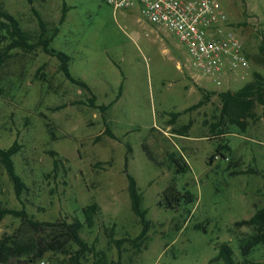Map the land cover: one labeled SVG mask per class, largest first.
I'll list each match as a JSON object with an SVG mask.
<instances>
[{
	"label": "rangeland",
	"instance_id": "obj_1",
	"mask_svg": "<svg viewBox=\"0 0 264 264\" xmlns=\"http://www.w3.org/2000/svg\"><path fill=\"white\" fill-rule=\"evenodd\" d=\"M217 1L250 62L245 79L230 77L221 86L192 65L171 32L154 27L137 11L114 10L105 0H32L48 27L57 24L63 2L71 6L51 46L71 57L70 73L88 85L95 104L109 105L104 115L89 106L86 90L65 78L55 57L40 48L11 47L12 37L0 25V149L15 140L20 145L12 160L27 187L21 198L33 218L81 219L83 206L98 203L94 227L82 232L93 249L80 258L82 264H224L213 260L221 244L229 245L235 263L241 264L239 247L260 229L235 223L264 208L259 192L264 105L253 109L255 118L243 132L222 124L220 101L212 92L237 90L254 71L264 76V65L254 62L264 42V0ZM30 7L28 0H0L2 11L37 32ZM204 95L208 98L200 103ZM104 120L115 138L105 133ZM215 123L219 127L212 131ZM218 144L231 150L217 152ZM143 145L160 164L148 159ZM49 150L63 160L58 172H52ZM172 154L185 161L187 172L175 173ZM125 159L150 222L139 250L129 241L141 226L130 208ZM230 160L257 173L231 175ZM169 184L190 192L194 201L175 211L160 207ZM0 203L22 207L1 163ZM19 226L18 218L5 216L0 239ZM122 238L128 241L117 246L114 240ZM75 250L46 252L35 262L21 259L18 264H77ZM248 259L264 264V245L255 246Z\"/></svg>",
	"mask_w": 264,
	"mask_h": 264
},
{
	"label": "trees",
	"instance_id": "obj_2",
	"mask_svg": "<svg viewBox=\"0 0 264 264\" xmlns=\"http://www.w3.org/2000/svg\"><path fill=\"white\" fill-rule=\"evenodd\" d=\"M31 5L30 9L38 21L39 29L37 32L25 30L22 28L16 18L0 9V25L7 28L12 40L11 47H19L23 50L30 51L35 48H40L45 54L55 57L59 61V69L67 80L71 83L86 90L90 97L88 98L89 106L99 109L104 115L109 105H96V96L92 94L88 85L81 79L75 78L69 71V62L71 57L64 51L57 50L51 46L53 38L58 34L60 25L66 18L68 7L66 2H63L61 13L58 22L53 27H48L40 16V13L32 6V0H28ZM255 64L264 65V42L259 46V54L254 59ZM121 88V87H120ZM220 101V116L222 124L235 125L240 131H246L249 126V119L255 118L253 109L257 105H264V76L259 72L254 71L252 78L245 82L237 90L213 91ZM208 98L204 95L200 103ZM105 133L115 138L109 126L105 122ZM218 126V123L212 125L213 131ZM222 134V132H220ZM144 153L148 159L154 164H160L154 157L147 146L143 145ZM20 145L15 140L5 149H0V163L4 167L9 180L11 181L17 200L21 203V208H12L4 206L0 203V222L5 216H12L20 220V226L11 236H4L0 239V264H18L31 260L35 262L41 259L46 252L69 253L70 248L75 247L73 259L77 264H82L79 260L89 249L87 242L82 237V232L85 229H92L95 225L97 216L100 213V206L97 202L91 203L81 208L82 218L76 215H66L55 221H40L29 215L22 200V194L27 190V187L21 177L15 170L12 157L19 151ZM221 149L231 150L226 144H218L217 152ZM130 147L127 148V153L130 152ZM52 157V172H58L62 166L63 160L58 154L53 151H47ZM221 156L224 157L223 154ZM174 171L177 174L185 173L188 170V165L182 158H176L171 155ZM239 164L236 161L230 160L228 169L231 175L240 173H255L253 168L245 170L238 168ZM127 179V193L130 200V208L141 226L139 235L129 240L137 250L143 245L146 240L150 222L147 218V210L142 206V193L137 185L135 177L127 170L125 159L124 170ZM257 173V172H256ZM264 195V183L259 189ZM193 195L190 192L182 193L173 184H169L161 193L158 205L166 210H177L186 204L193 202ZM236 226L248 225L252 227H260L255 235H252L240 247V254L243 257L241 264H249V256L257 245H264V208L256 210L255 213L248 219H243L235 223ZM128 239L122 238L114 240L119 246L122 242ZM234 252L227 244H221L218 249V254L213 260H222L224 264H236L234 261Z\"/></svg>",
	"mask_w": 264,
	"mask_h": 264
},
{
	"label": "built area",
	"instance_id": "obj_3",
	"mask_svg": "<svg viewBox=\"0 0 264 264\" xmlns=\"http://www.w3.org/2000/svg\"><path fill=\"white\" fill-rule=\"evenodd\" d=\"M114 10L137 11L154 27L165 28L185 47L192 65L216 86L230 77L243 80L249 59L217 0H105ZM140 18V19H141ZM39 264H47L41 260Z\"/></svg>",
	"mask_w": 264,
	"mask_h": 264
},
{
	"label": "crops",
	"instance_id": "obj_4",
	"mask_svg": "<svg viewBox=\"0 0 264 264\" xmlns=\"http://www.w3.org/2000/svg\"><path fill=\"white\" fill-rule=\"evenodd\" d=\"M63 6V5H62ZM67 6H69V5H67ZM71 8V6L69 7V9ZM61 9H62V7H61ZM69 9L67 10V12L69 11ZM61 13V12H60ZM67 14V13H66ZM138 20H140V19H138Z\"/></svg>",
	"mask_w": 264,
	"mask_h": 264
}]
</instances>
